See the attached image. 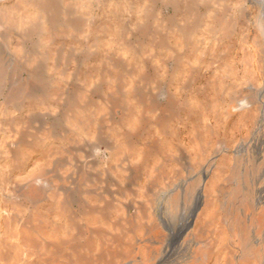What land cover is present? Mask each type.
Returning a JSON list of instances; mask_svg holds the SVG:
<instances>
[{
	"label": "rangeland",
	"instance_id": "1",
	"mask_svg": "<svg viewBox=\"0 0 264 264\" xmlns=\"http://www.w3.org/2000/svg\"><path fill=\"white\" fill-rule=\"evenodd\" d=\"M1 13L0 264H264V0Z\"/></svg>",
	"mask_w": 264,
	"mask_h": 264
},
{
	"label": "bare ground",
	"instance_id": "2",
	"mask_svg": "<svg viewBox=\"0 0 264 264\" xmlns=\"http://www.w3.org/2000/svg\"><path fill=\"white\" fill-rule=\"evenodd\" d=\"M2 14L3 13L0 14V26L2 25ZM50 18H51L50 16H45L46 20H50ZM206 173H207V171L204 169V171H203V177L204 178L207 175ZM202 184H203V182H202ZM202 184H200L198 186L197 190H196L195 203H194V208L195 209L198 207V205L200 204L201 200L204 198V196L202 194V188H203Z\"/></svg>",
	"mask_w": 264,
	"mask_h": 264
},
{
	"label": "water",
	"instance_id": "3",
	"mask_svg": "<svg viewBox=\"0 0 264 264\" xmlns=\"http://www.w3.org/2000/svg\"><path fill=\"white\" fill-rule=\"evenodd\" d=\"M203 185V184H202ZM125 264H129V262L125 263Z\"/></svg>",
	"mask_w": 264,
	"mask_h": 264
}]
</instances>
